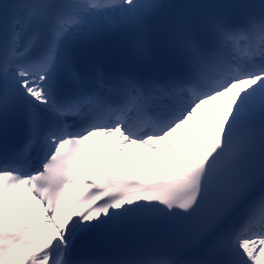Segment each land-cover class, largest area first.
<instances>
[{
	"label": "snow or ice",
	"instance_id": "snow-or-ice-1",
	"mask_svg": "<svg viewBox=\"0 0 264 264\" xmlns=\"http://www.w3.org/2000/svg\"><path fill=\"white\" fill-rule=\"evenodd\" d=\"M209 104L213 130L174 171L85 172L131 144L161 155L157 142L173 148ZM25 195L38 216L9 210ZM262 252L264 0L0 2V264H259Z\"/></svg>",
	"mask_w": 264,
	"mask_h": 264
},
{
	"label": "bare ground",
	"instance_id": "bare-ground-1",
	"mask_svg": "<svg viewBox=\"0 0 264 264\" xmlns=\"http://www.w3.org/2000/svg\"><path fill=\"white\" fill-rule=\"evenodd\" d=\"M145 155H149L148 157H141V158H137V160H143V161H155L156 160V158L157 159H161V157L160 156H158V155H156L155 153H153V152H146L145 151Z\"/></svg>",
	"mask_w": 264,
	"mask_h": 264
}]
</instances>
